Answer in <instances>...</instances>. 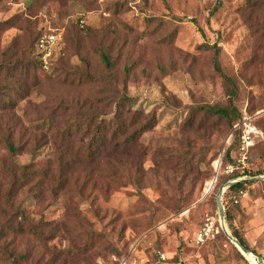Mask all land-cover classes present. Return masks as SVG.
<instances>
[{
    "label": "rangeland",
    "instance_id": "374dc122",
    "mask_svg": "<svg viewBox=\"0 0 264 264\" xmlns=\"http://www.w3.org/2000/svg\"><path fill=\"white\" fill-rule=\"evenodd\" d=\"M48 27L66 34L64 69L22 68ZM214 57L236 86L233 104L259 130L237 171L264 175V0H0V62L16 66L18 81L0 77V95L14 92L13 105L0 103V264H252L221 228L195 241L207 220L220 227L216 193L232 179L223 163L213 180L226 122L197 108L228 100ZM113 90L157 122L137 146L111 142L86 157L85 116L109 118ZM62 150L72 162L58 182ZM221 203L238 212L231 195ZM248 244L264 264V227Z\"/></svg>",
    "mask_w": 264,
    "mask_h": 264
},
{
    "label": "trees",
    "instance_id": "16d2710c",
    "mask_svg": "<svg viewBox=\"0 0 264 264\" xmlns=\"http://www.w3.org/2000/svg\"><path fill=\"white\" fill-rule=\"evenodd\" d=\"M42 33L43 30L40 29L39 32H37V34L34 36L31 50L26 55H23L21 60H19L20 65L24 69H38L45 74H53L57 71H62L64 69L63 61L67 58L66 34L63 32L58 40L54 54V60L51 66L47 71H42L39 54L36 50V41ZM98 55L100 63L107 71L106 76L110 80H114V76L112 74L113 63L109 55L105 51H99ZM213 62L215 70L221 75L226 85L228 100L226 104H205L197 108L203 110L205 113L223 118L228 127V132L226 134L227 138L225 140V144L221 150V153L219 154L220 165L218 166V169L214 171L213 180L216 181L218 179L219 169L222 167L223 163V166L234 164L235 156L238 155L239 131L234 128V124L241 118V114L239 109L233 104V98H235L237 95V89L232 81V78L221 71L216 57H214ZM13 69H16L15 65L10 68L9 64L0 62V77H5L6 79H9L13 83L17 84L18 81L13 75ZM92 76L93 75H89L88 77L91 78ZM0 90H2L1 86ZM1 92V105H13L14 103L12 100V95L14 94V92H12V90L11 93H6L3 91ZM110 99L114 102V105L111 108L112 111L110 112L112 115L109 118H105L108 114V111H102L98 114L100 116L97 115L94 117L96 113L93 109H90L89 111L92 112L87 113L85 116L86 122H83L82 129H84L88 133L84 149L86 157H92L93 159L95 155H101V153L103 152L102 149H104L111 142L113 143V146H118L121 150L129 146H137L141 135L152 129L157 122V118L153 112L142 113L139 110L134 109L133 99L122 91L113 90V94L111 95ZM79 124L80 123H75V126L78 127ZM5 143L9 154H14L18 150V147L15 146L10 140L6 139ZM253 146L249 151L248 161ZM63 158L64 151L62 150L57 158L59 169L56 180L58 182H62V180L64 179V171L65 169H67L68 163L72 162V159H67L64 162ZM173 164L178 165V167H182L184 163L182 158L179 157L173 162ZM237 170L238 169L234 170L229 177L234 178L246 174H256L247 172L245 170H243L242 172H238ZM251 183H256V181H237L225 189V191L223 192V197L231 195L237 190L245 189L247 185ZM224 217L229 229L231 230L232 236H234L248 250L254 253H258L254 248H251L249 246L244 236V229L242 228V232L240 229L236 228V223L234 222L235 216H231L230 210L227 207L224 210ZM210 241L212 240H208L205 242ZM238 253L242 256L240 251H238ZM258 255L262 257L261 254ZM258 264H260V261L258 262Z\"/></svg>",
    "mask_w": 264,
    "mask_h": 264
},
{
    "label": "built area",
    "instance_id": "2783aa9c",
    "mask_svg": "<svg viewBox=\"0 0 264 264\" xmlns=\"http://www.w3.org/2000/svg\"><path fill=\"white\" fill-rule=\"evenodd\" d=\"M82 23L83 20H80ZM62 35V30L57 27H48L36 41V50L39 54L42 71H47L54 60V54L59 38ZM234 128L239 131L238 155L235 158L234 164H228L225 167V173L231 174L236 169H243L248 161L249 151L254 145L255 140L259 135V130L251 123L250 117L244 113L241 118L234 124ZM219 158L215 161V166H218ZM246 195L244 189L237 190L231 194V200L234 204L240 201V198ZM219 226L215 225L212 221L207 220L203 223L195 233V241L197 243H204L208 240H213L220 231ZM159 256L165 259V255L160 253Z\"/></svg>",
    "mask_w": 264,
    "mask_h": 264
},
{
    "label": "crops",
    "instance_id": "0c3cea01",
    "mask_svg": "<svg viewBox=\"0 0 264 264\" xmlns=\"http://www.w3.org/2000/svg\"><path fill=\"white\" fill-rule=\"evenodd\" d=\"M255 189V183L247 185L244 189L246 195L237 203L238 212L234 219V222L244 229L247 242L252 241L255 232L264 227V195H257Z\"/></svg>",
    "mask_w": 264,
    "mask_h": 264
},
{
    "label": "water",
    "instance_id": "95a60500",
    "mask_svg": "<svg viewBox=\"0 0 264 264\" xmlns=\"http://www.w3.org/2000/svg\"><path fill=\"white\" fill-rule=\"evenodd\" d=\"M249 180H264V175H257V176H250L247 177L246 175L237 176L232 179L227 180L223 184L220 185L218 188V191L216 193V204L218 208V214H219V223L221 229L224 231V233L227 235V237L230 239V241L236 246V248L240 251V253L243 255V253H251L255 258L261 259L260 256H258L256 253L248 250L245 248L234 236L231 235V233L228 231L226 224H225V217H224V210L221 203V197L223 192L227 187H229L231 184L237 182V181H249ZM212 185V184H211ZM244 256V255H243Z\"/></svg>",
    "mask_w": 264,
    "mask_h": 264
},
{
    "label": "bare ground",
    "instance_id": "6f19581e",
    "mask_svg": "<svg viewBox=\"0 0 264 264\" xmlns=\"http://www.w3.org/2000/svg\"><path fill=\"white\" fill-rule=\"evenodd\" d=\"M206 185V184H205ZM211 188V182H208L205 187V192H207ZM252 264H256L255 257L251 253H243Z\"/></svg>",
    "mask_w": 264,
    "mask_h": 264
}]
</instances>
